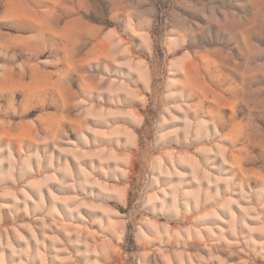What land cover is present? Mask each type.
Listing matches in <instances>:
<instances>
[{"label": "rangeland", "instance_id": "obj_1", "mask_svg": "<svg viewBox=\"0 0 264 264\" xmlns=\"http://www.w3.org/2000/svg\"><path fill=\"white\" fill-rule=\"evenodd\" d=\"M0 264H264V0H0Z\"/></svg>", "mask_w": 264, "mask_h": 264}]
</instances>
